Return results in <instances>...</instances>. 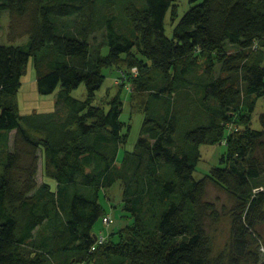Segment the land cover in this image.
Here are the masks:
<instances>
[{"label": "trees", "instance_id": "16d2710c", "mask_svg": "<svg viewBox=\"0 0 264 264\" xmlns=\"http://www.w3.org/2000/svg\"><path fill=\"white\" fill-rule=\"evenodd\" d=\"M178 2L0 0L10 35L23 27L28 36L21 45L0 44V264H264V190L256 194L254 185L264 175V113L261 130L250 126L256 99L264 97V0H190L194 6L169 38L165 21L170 12L176 22ZM97 5L119 7L128 31L118 28L116 14L102 15L105 43H91L90 16L80 19ZM31 59L39 92L60 88L54 113L46 114L58 130L45 143L5 101L17 95ZM113 66L131 98L147 95L139 137L120 166L119 103L108 111L93 105L102 70ZM82 83L86 100L72 96ZM35 114L28 118L43 115ZM71 126L72 139L58 134ZM220 142L228 146L225 166L196 180L200 146ZM118 181L133 222L119 243L108 236L97 244L98 192ZM210 184L234 201L230 240L215 258L207 223L222 215L206 200Z\"/></svg>", "mask_w": 264, "mask_h": 264}, {"label": "rangeland", "instance_id": "374dc122", "mask_svg": "<svg viewBox=\"0 0 264 264\" xmlns=\"http://www.w3.org/2000/svg\"><path fill=\"white\" fill-rule=\"evenodd\" d=\"M194 4L190 0H179L178 2V18L173 24L171 20V13L169 12L165 21V33L169 38L173 37V30L175 25L181 19V17L191 8ZM114 13L118 17V28L123 31H128L126 27V22L122 17V13L119 7H102L100 5L92 6L86 10V13L81 17L80 22H85L90 16V23L86 26V29L91 32L89 41L95 45L104 44V27L101 24H97L98 20H101L102 15H109ZM10 18L7 11H0V44L4 45H21L27 41V34L25 29L22 27L20 29V35L13 37L10 35ZM100 28H97L99 27ZM97 28V29H96ZM96 29V30H95ZM230 48V47H229ZM233 50V48H230ZM137 58L142 59L143 57L137 53V48L134 49ZM109 52L108 47H104L102 50V55L105 56ZM126 58V55L123 56ZM132 59V57H131ZM147 61H142L141 66H146ZM102 74L105 76L104 82L101 88L96 92V97L93 100V105L99 106L105 111H108L111 107V102L116 99L120 107V117L122 130L121 135L124 137L122 139L123 147L117 156L116 164L121 165V161L125 152H132L134 150V145L139 137V132L144 119L143 106L147 95L145 93L135 92L131 98L130 89L126 87L121 88L122 79L119 67L113 66L104 68ZM202 74V71L199 72ZM21 87L17 95L13 98L5 97V101H10L17 107L18 113L21 116H26L21 118L23 120V125L26 127L30 135L41 143H45L48 136H50L51 131L58 130L53 117L51 114L55 111V102L59 92L58 88L54 93L51 94H41L38 90L37 85V75L34 62L31 59L26 71L21 80ZM72 96L80 99H87V89L85 83L80 84V86L72 91ZM35 114V118H28L29 115ZM264 113V97H259L256 99L254 110L250 117V126L254 130H261L262 125L260 123V115ZM245 114V113H244ZM55 118V117H54ZM233 128V126H231ZM243 132H246L248 128L242 127ZM75 128L73 126L66 130L58 131L59 135H63L66 139L70 140L75 136ZM14 137L15 131L10 132L9 140V151H14ZM201 159L197 165L196 171L194 172V178L196 180L202 179L206 174H209L213 168L224 167L225 160L224 157L227 156L228 146L225 142H220L216 144H203L200 146ZM39 172H38V183L41 185L43 179V160L41 156V150L39 152ZM231 159V157H230ZM227 158V163L229 160ZM48 182L54 187L55 183L53 180L48 179ZM254 185L259 186L256 189V194L264 190V175L255 181ZM82 192H92L93 190L81 189ZM123 187L120 181L116 182L113 186L109 188H102L98 192V202L100 203L103 214L95 223L93 228V234L96 236H106L113 239L114 243H119L120 232L126 226L132 224L133 220L131 216L124 211L122 202ZM206 200L214 202L221 212V219L217 223H207V232L211 239V251L212 258L218 256L226 247V244L230 240L231 233V217L230 211L234 205L233 199L221 188L210 184L207 188ZM110 214L113 218V223L106 226L103 223V217ZM259 230L264 235V226L259 225ZM261 253H264L262 251ZM263 255V254H262Z\"/></svg>", "mask_w": 264, "mask_h": 264}, {"label": "built area", "instance_id": "2783aa9c", "mask_svg": "<svg viewBox=\"0 0 264 264\" xmlns=\"http://www.w3.org/2000/svg\"><path fill=\"white\" fill-rule=\"evenodd\" d=\"M132 72H133L135 75H137V73H138L137 68H134V69L132 70ZM103 223H104L106 226H109V225H111V224L113 223V218H112L110 215H108V216L104 217V219H103ZM104 242H106V236H98V237H97V244H102V243H104ZM95 247H96V245H95L92 249L95 250Z\"/></svg>", "mask_w": 264, "mask_h": 264}, {"label": "crops", "instance_id": "0c3cea01", "mask_svg": "<svg viewBox=\"0 0 264 264\" xmlns=\"http://www.w3.org/2000/svg\"><path fill=\"white\" fill-rule=\"evenodd\" d=\"M110 215V214H109ZM111 216V215H110Z\"/></svg>", "mask_w": 264, "mask_h": 264}]
</instances>
